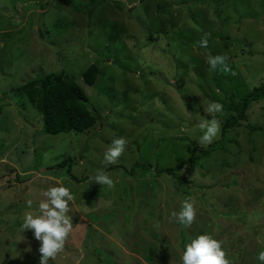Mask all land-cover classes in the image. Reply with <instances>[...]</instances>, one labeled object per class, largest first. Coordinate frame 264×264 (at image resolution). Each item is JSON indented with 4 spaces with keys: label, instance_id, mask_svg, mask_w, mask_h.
Returning <instances> with one entry per match:
<instances>
[{
    "label": "rangeland",
    "instance_id": "obj_1",
    "mask_svg": "<svg viewBox=\"0 0 264 264\" xmlns=\"http://www.w3.org/2000/svg\"><path fill=\"white\" fill-rule=\"evenodd\" d=\"M210 55L225 56L224 65L211 70ZM91 64L100 73L87 85ZM62 70L83 88L98 123L47 135L19 88ZM263 80L264 0H0V264H40V242L21 224L59 184L73 194L74 223L49 264H182L185 244L201 234L221 242L229 264H259L264 92L247 120L226 133L222 122L238 116ZM213 102L223 105L220 130L200 146L198 123L211 119L203 106ZM120 137L124 153L105 164ZM72 153L81 157L72 173L89 179L49 169ZM136 162L143 166L131 171ZM112 165L121 167L107 171ZM98 173L114 186L90 183ZM184 200L195 208L188 227L172 217ZM123 206L127 223L110 217Z\"/></svg>",
    "mask_w": 264,
    "mask_h": 264
},
{
    "label": "clouds",
    "instance_id": "obj_2",
    "mask_svg": "<svg viewBox=\"0 0 264 264\" xmlns=\"http://www.w3.org/2000/svg\"><path fill=\"white\" fill-rule=\"evenodd\" d=\"M200 46L204 48L208 46L207 37L201 39ZM225 59L223 55H210L206 62L211 70H215L218 65H224ZM203 108L211 119L204 117L198 123L202 135L196 141L200 146L211 144L217 138L220 123L215 114L223 111V105L213 102ZM126 143L123 137L113 139L111 145L103 153L104 163H116L124 153ZM93 181L102 186H114L113 180L107 174L98 173L91 178L90 183ZM43 196L45 199L39 203L36 214L33 215L31 212L25 214L21 229L23 232L33 231L34 238L40 242V264H49L50 258L55 259L57 254L63 251L66 238L73 230V217L68 213L70 202L74 197L69 188L62 184L49 187L43 192ZM27 204L30 208L32 201L29 200ZM172 217L180 225L190 226L195 218L193 203L184 200L180 211L173 212ZM256 259L259 264H264V250L258 252ZM181 260L182 264H229L221 242L208 234L198 235L185 244Z\"/></svg>",
    "mask_w": 264,
    "mask_h": 264
},
{
    "label": "trees",
    "instance_id": "obj_3",
    "mask_svg": "<svg viewBox=\"0 0 264 264\" xmlns=\"http://www.w3.org/2000/svg\"><path fill=\"white\" fill-rule=\"evenodd\" d=\"M248 53V52H245ZM100 73L99 67L96 64H91L83 74V80L88 85H94L97 81ZM19 92L30 102V104L39 112L43 120L42 132L47 135L58 134H72L83 133L88 131L98 123V117L89 108V98L83 88L64 70L57 74H51L48 76L37 77L33 80L27 81L19 88ZM264 92V80L242 100V107L238 113V116L232 115L225 122H222L223 131H226L235 125H239V120H247V110L254 101H259L260 93ZM18 94V91L16 92ZM1 111V108H0ZM256 130L255 127H251ZM211 147V146H209ZM195 151H201L202 153L209 152L207 149L196 147ZM81 154V153H79ZM80 156V155H79ZM76 154L65 156V159L49 169L55 168L56 170L66 168L67 174L77 182H82L90 178V175L79 179L72 173V167L77 163L81 157ZM80 158V159H79ZM194 160V156L185 160L178 168L165 169L169 174H175L177 170L183 168L187 163ZM151 165V164H150ZM136 166L142 167V163L136 162L132 166L131 171L136 170ZM120 165H112L107 171L111 169H118ZM137 167V168H138ZM180 168V169H179ZM106 172V171H105ZM135 173H132V176ZM130 173H127L129 176ZM130 204L126 205L127 208ZM126 206H123L117 213L112 215V219L116 218L117 214L125 212ZM120 212V213H118ZM128 212V211H127ZM114 213V212H113ZM112 213V214H113ZM126 222V218H125ZM41 256L38 255L37 258ZM35 264V263H34Z\"/></svg>",
    "mask_w": 264,
    "mask_h": 264
},
{
    "label": "crops",
    "instance_id": "obj_4",
    "mask_svg": "<svg viewBox=\"0 0 264 264\" xmlns=\"http://www.w3.org/2000/svg\"><path fill=\"white\" fill-rule=\"evenodd\" d=\"M118 213H120V212H118ZM128 213V212H127ZM125 214H126V211L125 212H122V213H120V214H117L116 216V220H123V219H125ZM96 217H99V216H101V215H99V216H97V215H95ZM111 217V216H110ZM114 220V219H113ZM127 220V219H126ZM91 221H88V222H86V223H88V224H92V222L90 223ZM127 223V222H126ZM130 238V237H129ZM133 238V237H132ZM131 238V239H132ZM130 239V240H131ZM130 240H129V242L128 243H130ZM131 246V245H130ZM132 247V246H131ZM133 248V247H132Z\"/></svg>",
    "mask_w": 264,
    "mask_h": 264
}]
</instances>
